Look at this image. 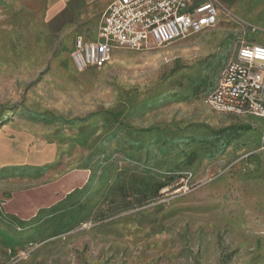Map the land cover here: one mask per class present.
I'll list each match as a JSON object with an SVG mask.
<instances>
[{
    "label": "rangeland",
    "instance_id": "1",
    "mask_svg": "<svg viewBox=\"0 0 264 264\" xmlns=\"http://www.w3.org/2000/svg\"><path fill=\"white\" fill-rule=\"evenodd\" d=\"M47 3L0 0V129L51 149L59 187L51 201L22 193L17 211L22 182L1 191L0 264H264V203L246 200V122L201 100L233 54L231 27L121 48L78 71L69 38L46 26ZM36 168L18 174L50 177Z\"/></svg>",
    "mask_w": 264,
    "mask_h": 264
},
{
    "label": "built area",
    "instance_id": "2",
    "mask_svg": "<svg viewBox=\"0 0 264 264\" xmlns=\"http://www.w3.org/2000/svg\"><path fill=\"white\" fill-rule=\"evenodd\" d=\"M219 7L218 0H113L100 16L96 40L74 39L71 60L83 71L103 67L121 48L161 47L213 28ZM201 100L216 113L252 115L264 125V45L237 36L231 58Z\"/></svg>",
    "mask_w": 264,
    "mask_h": 264
},
{
    "label": "crops",
    "instance_id": "3",
    "mask_svg": "<svg viewBox=\"0 0 264 264\" xmlns=\"http://www.w3.org/2000/svg\"><path fill=\"white\" fill-rule=\"evenodd\" d=\"M112 1L48 0L44 14L46 26L52 34L67 36L73 49V42L76 37H81L85 41L96 40L97 33L94 37L88 38L82 30L94 18L98 17L100 21L101 14ZM218 1L220 5L218 21L226 22L236 36L264 45V0ZM98 25L99 23H97V29ZM233 117H238L246 122V172L248 176L246 179V200L264 203L263 121L252 115ZM51 157V149H47L44 145L36 151L27 140L14 135L5 127L0 129V193L13 183L22 182L23 185L19 190L10 194L12 197L9 205L11 211L26 208L22 200V193L36 191L44 201L43 196L48 197V200L51 201L53 194H57L58 180L52 179L55 173L50 171V167L53 166ZM35 167L41 171L49 170L51 172L50 177L35 184L29 182L28 179H23L18 174L29 172ZM254 170L258 171L257 177H252ZM60 185L62 189L71 190L75 185L74 176L66 178L64 182L61 181ZM24 187L25 190H23Z\"/></svg>",
    "mask_w": 264,
    "mask_h": 264
},
{
    "label": "trees",
    "instance_id": "4",
    "mask_svg": "<svg viewBox=\"0 0 264 264\" xmlns=\"http://www.w3.org/2000/svg\"><path fill=\"white\" fill-rule=\"evenodd\" d=\"M204 126H206L208 129H210V127H208L207 125H204ZM246 128V127H245ZM212 130V129H211ZM222 130H213V132H215V133H219V132H221Z\"/></svg>",
    "mask_w": 264,
    "mask_h": 264
}]
</instances>
